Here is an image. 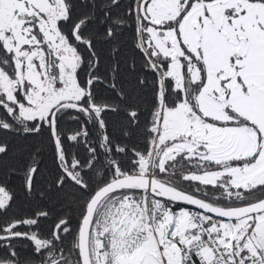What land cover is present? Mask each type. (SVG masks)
<instances>
[{
  "label": "snow or ice",
  "instance_id": "snow-or-ice-1",
  "mask_svg": "<svg viewBox=\"0 0 264 264\" xmlns=\"http://www.w3.org/2000/svg\"><path fill=\"white\" fill-rule=\"evenodd\" d=\"M0 264H264V0H0Z\"/></svg>",
  "mask_w": 264,
  "mask_h": 264
}]
</instances>
